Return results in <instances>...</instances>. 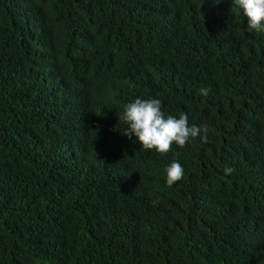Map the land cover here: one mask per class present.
<instances>
[{
    "label": "trees",
    "instance_id": "obj_1",
    "mask_svg": "<svg viewBox=\"0 0 264 264\" xmlns=\"http://www.w3.org/2000/svg\"><path fill=\"white\" fill-rule=\"evenodd\" d=\"M246 27L234 0H0V264H264ZM136 98L207 133L145 150L123 135Z\"/></svg>",
    "mask_w": 264,
    "mask_h": 264
},
{
    "label": "clouds",
    "instance_id": "obj_2",
    "mask_svg": "<svg viewBox=\"0 0 264 264\" xmlns=\"http://www.w3.org/2000/svg\"><path fill=\"white\" fill-rule=\"evenodd\" d=\"M234 5L243 11L247 17L248 32H264V0H234ZM203 95L208 94L207 89H201ZM122 120L127 125L123 135L135 139L145 150L155 149L160 154H167L175 143L184 147L190 139L207 133V126L189 125L187 114L182 113L179 118L168 115L162 111V101L159 99L136 98L125 106ZM206 139V135L203 136ZM226 175L234 169H224ZM169 187L180 181L184 175L181 164L173 161L166 169Z\"/></svg>",
    "mask_w": 264,
    "mask_h": 264
}]
</instances>
